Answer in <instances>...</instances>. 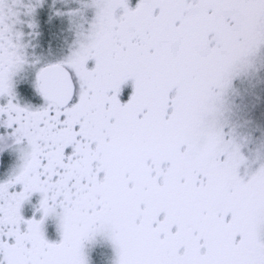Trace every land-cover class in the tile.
Here are the masks:
<instances>
[{
	"label": "snow or ice",
	"instance_id": "6c2138e0",
	"mask_svg": "<svg viewBox=\"0 0 264 264\" xmlns=\"http://www.w3.org/2000/svg\"><path fill=\"white\" fill-rule=\"evenodd\" d=\"M0 264H264V0H0Z\"/></svg>",
	"mask_w": 264,
	"mask_h": 264
}]
</instances>
